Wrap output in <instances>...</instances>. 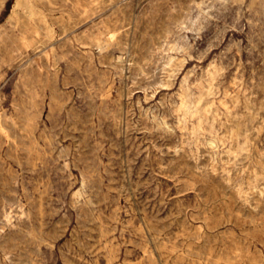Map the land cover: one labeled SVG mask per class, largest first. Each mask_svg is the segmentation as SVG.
Returning <instances> with one entry per match:
<instances>
[{"label": "rangeland", "instance_id": "1", "mask_svg": "<svg viewBox=\"0 0 264 264\" xmlns=\"http://www.w3.org/2000/svg\"><path fill=\"white\" fill-rule=\"evenodd\" d=\"M0 264H264V0H0Z\"/></svg>", "mask_w": 264, "mask_h": 264}, {"label": "bare ground", "instance_id": "2", "mask_svg": "<svg viewBox=\"0 0 264 264\" xmlns=\"http://www.w3.org/2000/svg\"><path fill=\"white\" fill-rule=\"evenodd\" d=\"M53 3H54V1H53ZM32 4H33V2H32ZM42 4H43V3H42ZM42 4H41V5H42ZM37 5H38V4H37ZM34 6H35V5H34ZM23 9H24V8H23ZM21 11H22V10H21ZM22 12H23V11H22ZM24 12H25V11H24ZM37 19H38V18H37ZM35 21H36V20H35ZM26 24H27V23H26ZM26 26H27V25H26ZM52 27H53V26H52ZM29 28H30V27H29Z\"/></svg>", "mask_w": 264, "mask_h": 264}]
</instances>
